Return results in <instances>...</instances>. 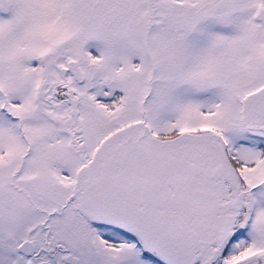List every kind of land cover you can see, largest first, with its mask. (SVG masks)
I'll return each instance as SVG.
<instances>
[{"label":"snow or ice","instance_id":"6c2138e0","mask_svg":"<svg viewBox=\"0 0 264 264\" xmlns=\"http://www.w3.org/2000/svg\"><path fill=\"white\" fill-rule=\"evenodd\" d=\"M0 264H264V0H0Z\"/></svg>","mask_w":264,"mask_h":264}]
</instances>
